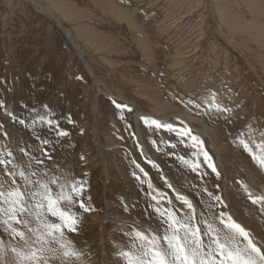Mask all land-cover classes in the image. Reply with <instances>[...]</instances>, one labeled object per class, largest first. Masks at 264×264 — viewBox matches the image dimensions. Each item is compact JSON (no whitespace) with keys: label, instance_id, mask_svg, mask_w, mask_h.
<instances>
[{"label":"rangeland","instance_id":"rangeland-1","mask_svg":"<svg viewBox=\"0 0 264 264\" xmlns=\"http://www.w3.org/2000/svg\"><path fill=\"white\" fill-rule=\"evenodd\" d=\"M49 8L71 30L82 57ZM0 101L6 106L0 108V154L12 151L21 166L28 159L20 147L38 154L40 140L55 141L47 120H59L70 133L46 166L63 181H85L95 209L66 237L83 250L71 264H127L121 252L135 256L153 233L163 235L155 207H174L183 219L177 194L220 226L222 238L226 229L208 210L205 188L264 243V212L244 190L264 195L258 163L264 158V0H36V6L0 0ZM218 106L227 111L217 112ZM140 112L153 117H137ZM197 165L200 176L192 170ZM6 179L0 172V183ZM71 212L80 215L75 207ZM0 239L15 244L6 234Z\"/></svg>","mask_w":264,"mask_h":264},{"label":"snow or ice","instance_id":"snow-or-ice-1","mask_svg":"<svg viewBox=\"0 0 264 264\" xmlns=\"http://www.w3.org/2000/svg\"><path fill=\"white\" fill-rule=\"evenodd\" d=\"M5 107L4 102L0 101V108ZM116 107L125 106L116 104ZM216 111L227 109L218 106ZM6 114L11 119H16L13 113ZM43 120L41 117V121ZM18 122L21 125L25 123L23 119ZM67 122L74 123L70 114ZM46 123L54 133L55 141L40 140L38 154H32L26 148L20 147V153L28 159L26 166L16 162L12 151H8L6 155L0 154V172L7 178L5 183H0V235L6 234L15 241L13 245L0 239V264H71L72 258L79 259L83 254V250L75 249L73 242L66 237L68 234L78 233L83 215L95 210L91 203L92 198L86 195L85 181H63L46 166L55 160L54 152L59 139L70 135L66 129L60 127L59 120L49 119ZM152 123L157 124L156 121ZM3 127L0 124V130ZM157 127L160 125L157 124ZM166 127L172 130L171 124ZM2 135L7 139L6 131ZM192 140L196 141L197 137L193 136ZM240 143L249 151L253 160L258 159L247 143ZM204 155L208 167L218 176L211 158L207 153ZM81 159L84 157L81 156ZM258 163L264 166V158H260ZM198 168L199 165L192 170L200 176L202 173ZM140 172L144 176L148 175L142 168ZM134 176L137 180L141 179L136 174ZM168 186L172 187L171 184ZM148 188H153L152 183L148 184ZM244 190L248 193L249 200L260 205L264 212V195L254 196L246 185ZM204 191L212 201L208 210L215 213V219L226 229L222 238L221 229L213 227L208 220H203L204 212L199 211L192 200L177 194L176 199L182 205L179 216L183 219L178 218L174 207L164 210L155 207L154 211L163 226V235L153 233L151 239H148L142 232L136 231L135 235L148 239V244H141L135 256L130 252H121L120 255L127 260V264H264V243L236 222L229 212L223 210L227 205L220 195H214L206 188ZM151 198L154 201L157 199L154 195ZM168 203L171 204V200ZM73 207L77 208L79 216L71 212ZM185 209L188 210V215L184 214ZM217 209L220 210L216 211ZM198 217L205 225L203 230ZM50 218H55L58 222H52ZM205 236L208 237L207 244L204 242ZM161 240L163 243H160Z\"/></svg>","mask_w":264,"mask_h":264},{"label":"bare ground","instance_id":"bare-ground-1","mask_svg":"<svg viewBox=\"0 0 264 264\" xmlns=\"http://www.w3.org/2000/svg\"><path fill=\"white\" fill-rule=\"evenodd\" d=\"M28 1H31L35 6H36V0H28ZM54 9V8H53ZM52 8H49V13L51 14V16L52 17H54V19L56 20V22L60 25V27L62 28V30L65 32V34L68 36V38L71 40V42H73L75 45H76V47L78 48V50L80 51L79 53H81L80 55H81V57H82V55H83V50H82V48H81V46H79V45H77L76 43H75V37L73 36V34H72V32H71V30H69L67 27H65V26H63V24H62V22H61V20H60V18L59 17H56L55 16V11L53 10ZM86 66H87V68L91 71V73L94 75V73H93V70L91 69V67L89 66V64H87V62H86ZM95 83L98 85L99 83H100V81L97 79V78H95ZM118 97L119 98H121L123 101H128V104H131V105H133V106H135L136 108H137V105L134 103V102H132V101H130L129 99H127L126 97H125V95L121 92L119 95H118ZM134 107V108H135ZM135 108V109H136ZM94 113L95 112H97V106L96 105H94V111H93ZM140 115H143V116H148V117H151L152 115H148V113H143V112H140V113H137V117L138 116H140ZM153 117V116H152ZM197 130H199L200 132H201V134L203 135V136H210V135H208V133H207V131H206V129H197ZM94 135H95V137H96V143H97V146H98V151H101V145H100V141H99V136H98V131H97V128L95 127L94 128ZM210 139V138H209ZM211 146L214 148V149H216V146L214 145V143L212 142V140H211ZM219 163V162H218ZM220 165V167H221V169L222 170H224V168H223V164L222 163H220L219 164ZM227 202V201H226ZM227 204H228V202H227ZM234 217V219L235 220H237V222H239L240 223V221L237 219V217L234 215L233 216ZM244 226V225H243ZM220 227V226H219ZM218 227V228H219ZM245 228H247L246 226H244Z\"/></svg>","mask_w":264,"mask_h":264}]
</instances>
